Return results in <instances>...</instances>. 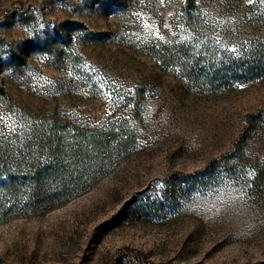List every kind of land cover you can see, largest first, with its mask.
I'll return each instance as SVG.
<instances>
[{"label": "rangeland", "instance_id": "rangeland-1", "mask_svg": "<svg viewBox=\"0 0 264 264\" xmlns=\"http://www.w3.org/2000/svg\"><path fill=\"white\" fill-rule=\"evenodd\" d=\"M52 128L87 188H6ZM138 253L264 264V0H0V264Z\"/></svg>", "mask_w": 264, "mask_h": 264}, {"label": "trees", "instance_id": "trees-1", "mask_svg": "<svg viewBox=\"0 0 264 264\" xmlns=\"http://www.w3.org/2000/svg\"><path fill=\"white\" fill-rule=\"evenodd\" d=\"M49 44L46 43V46ZM57 129L52 128L48 135L49 142L47 143V150H50L49 156H53V160L48 161V165H43L42 168L31 169L21 174H9L4 183L6 188L14 185H26L30 191V197L40 196L42 194H63L66 197L78 194V192L85 190L88 186L86 180L92 179V164L87 165L88 160L92 158V139L86 142L76 143L65 139V136L58 134ZM97 136L95 135V138ZM94 151H102L104 142L102 139H97ZM61 148V149H60ZM64 149V150H63ZM55 150V151H54ZM60 150V154L59 153ZM54 155L60 156V161H55ZM90 180V179H89ZM42 193V194H41ZM139 256L141 264H155L153 261L147 259L142 253L136 254Z\"/></svg>", "mask_w": 264, "mask_h": 264}]
</instances>
